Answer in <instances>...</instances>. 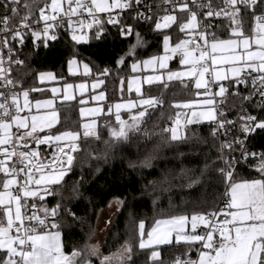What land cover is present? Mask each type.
<instances>
[{
    "label": "snow or ice",
    "instance_id": "obj_1",
    "mask_svg": "<svg viewBox=\"0 0 264 264\" xmlns=\"http://www.w3.org/2000/svg\"><path fill=\"white\" fill-rule=\"evenodd\" d=\"M261 0H218L216 6L212 0L202 3L201 0H162L165 14L149 15L140 11L144 0H0V264H93L90 257L96 256L99 264H135L133 259V243L126 241L120 250L108 255L100 253L99 245H85L84 249L73 248L71 253L66 252V245L62 239V225L59 217L62 213L70 216L73 220L77 217L70 206L73 200L81 197L80 187L84 182L81 174L79 179L69 183V177L74 175L77 167V156L83 150L81 140H100L97 131L98 124L95 120L83 123L79 130H54L58 122V116L52 101L44 104L51 109L47 115H33L29 103L30 91L36 88H25L23 80H16L12 76L13 65L25 66L15 50L9 45V36L13 41L19 40L23 45V38L28 31L31 32L33 44L39 47V41L48 46L49 40H56L55 30L65 27L71 33V39L77 44L85 41L84 35H76V21L79 19V27L95 30V39L102 40L106 34L107 25L118 29L121 38L135 36V43H130L128 51L116 60L117 69L127 62L129 57L134 59L131 65L133 71L140 64L144 68H152L156 71L165 70L160 75H147L143 77V83L148 85L162 84L165 89L169 87L168 82L180 80L183 84L184 77H190L195 81L196 95L202 96L200 103L207 106V111H192L189 116L187 112L177 111L173 126L164 128L165 134L170 133L165 139L166 144L173 142H186L189 137L178 132L188 131V125L201 122V118L212 122L210 136L215 142L220 138L221 131L224 139L220 141L217 150L223 167L219 168V174L225 183L223 207L213 206L212 210L194 213L189 220L187 215H175L169 219H157L155 225L148 230L145 222L139 223V249H150L153 246L170 244L173 237L176 243L188 247V252L183 257L178 256L173 264H264V150L260 152L249 151L247 141L258 133L264 134V117L252 115L244 107L250 104L254 97L259 100L254 107L264 112V12L255 15V9ZM243 5L253 11L254 19L257 21L253 29V35L248 37L242 30L239 21L240 8ZM151 13L152 6L144 5ZM161 5H157V9ZM23 9V14H22ZM114 9L119 12L113 14ZM204 17H223L230 21V38L219 39L215 32L208 29L210 24H203L198 19L203 10ZM125 10H133L131 19L134 24L122 23L121 13ZM38 11V18L35 12ZM179 15H176V12ZM11 13V15H9ZM87 14L86 17L83 14ZM96 13L107 14V20L97 17ZM186 14V15H185ZM155 16V18H154ZM19 18V23L12 26V22ZM90 19V22L88 20ZM43 22V28L37 30V26ZM153 23V32L163 35V55H152L143 61L135 60L136 50L146 42L142 34L136 31L135 25L139 23ZM179 26V32L184 33L186 39H180L174 46H170L171 37L161 30L169 29L172 25ZM203 25V26H202ZM203 42V44L200 43ZM257 50H252V45ZM4 49H7L5 58ZM242 49L240 55L237 50ZM220 54L219 57L217 54ZM173 56L179 57V62L185 67L184 71H172L168 61ZM13 57H16L13 59ZM72 58L68 61L69 71L72 64L76 63ZM218 64L230 65L221 71ZM84 75L91 74V68L87 63L83 65ZM111 68L104 67L97 73V79L92 84L93 89L105 83L102 77L111 74ZM247 73V75H243ZM255 73V75H253ZM41 81L54 78L51 72L39 73ZM231 77V78H230ZM141 78L135 77L128 81V91L131 92L133 84H136L135 92L138 99H129L126 104L117 103L115 107V125H106L110 140L104 141L106 146L112 142H127L130 134L138 133L144 118L148 115V109L161 106L164 101L149 93L146 97L139 83ZM228 81V85L222 83ZM251 82V90L247 95L242 94L238 87L243 84L245 88ZM81 93L86 88L84 83L75 85ZM191 87V80L185 88ZM19 88L21 91H16ZM73 85L65 86L64 99H72L67 89ZM218 89V90H217ZM200 90H203L202 92ZM56 92V89L52 90ZM123 91V89H121ZM238 98L241 102L238 113L239 135L229 140L227 137L237 121L226 118V113L221 110L228 96ZM24 99L23 107L20 97ZM220 98L217 100V98ZM94 100L105 99V93L101 91L98 96H92ZM81 104L84 103L81 99ZM195 102L189 101L182 104H174L173 107L191 110ZM41 107V102H36V108ZM129 110V119L121 117L120 110ZM131 109H137L135 114ZM27 110V115H21ZM113 106L109 105L107 114L111 115ZM102 109H90L93 115L102 113ZM81 116L85 115V109L81 108ZM186 123L181 126V116ZM30 118V122H29ZM15 128V131H13ZM47 129L48 131H45ZM43 134V135H41ZM196 138V133L192 134ZM207 142L206 140L204 141ZM35 145L36 147H31ZM49 145L51 157L40 156V146ZM239 147V157L232 155ZM227 150V153H225ZM157 148L146 150L144 158L140 161V167H152ZM183 155V153H181ZM107 159V154H105ZM90 159L99 160V156H91ZM249 165L257 173L253 179L235 180L236 166ZM134 162H129L130 168H135ZM208 165H205L207 168ZM99 171V169H97ZM192 171V170H187ZM83 173V169H81ZM199 181L193 180L188 185L192 187ZM159 183L161 185L170 183L169 177L162 174ZM149 184L155 186L156 181ZM147 187V185L145 186ZM70 193L65 195V193ZM143 194V193H142ZM59 197L57 203L50 209L46 206L38 207L36 199L41 202L46 197ZM65 201L68 204H65ZM156 202L153 201V204ZM125 204L119 197L109 202L108 207L116 206L119 211ZM29 206L32 211L29 214ZM42 211L43 216L38 212ZM222 213V219L218 222L217 216ZM191 223V232L186 231V225ZM203 225L201 232H197ZM218 235V239H217ZM145 236L147 239H145ZM199 245V248L196 246ZM196 248L197 258L192 259L190 252ZM151 264H163L161 254L154 250L148 258Z\"/></svg>",
    "mask_w": 264,
    "mask_h": 264
},
{
    "label": "trees",
    "instance_id": "obj_2",
    "mask_svg": "<svg viewBox=\"0 0 264 264\" xmlns=\"http://www.w3.org/2000/svg\"><path fill=\"white\" fill-rule=\"evenodd\" d=\"M153 1L159 3L162 0ZM40 2L42 5L44 0H40ZM132 14V12L125 13L121 22L134 24L131 19ZM154 14L164 15L159 11ZM175 14L179 15V12ZM38 15V11H36V18ZM250 16L251 14L248 13L243 28L246 36L251 35ZM18 21L19 18H16L12 25ZM105 27L106 34L102 40L95 39V30L93 29L89 32V42L82 44L75 43L71 36L59 31L56 34L57 39L48 41L47 47L44 46L43 41H39V47H36L32 37H27L23 45L13 47L19 58L25 61L23 67L13 65V78L23 80L24 87L28 89L35 86L36 76L41 71L50 70L61 79H65L67 78L66 63L69 59L76 58L80 62L89 64L93 77L97 76V73L104 67L111 68V74L102 77L105 80L103 91L106 95V106L129 99H138L134 92L128 91L127 86L128 79L132 75L130 65L134 59L129 57L119 69L116 66L117 58L128 51L130 43L136 42L135 36L121 38L117 28L107 24ZM153 28L154 22H141L135 25L136 31L142 34L146 42L137 48L135 60H143L152 55L161 54L163 35L153 32ZM161 31L170 35L173 44L186 37L184 33L179 32L178 25ZM215 33L219 39L230 38V30L225 25L218 27ZM15 58L13 57V59ZM169 68L172 71H178L180 69L179 59L171 61ZM188 83L189 81L186 80H183V84L180 80H174L168 82L167 89L162 84L144 87L142 91L146 97L150 93L160 97L164 103L155 109H148V115L144 118L140 131L130 134L127 142H112L111 146L104 144V141L111 139L106 125L116 124L115 117L108 114L97 118L99 141L95 139L81 140L83 150L77 156L74 175L68 178L71 183L72 180L79 179L81 174L84 176V182L80 187L81 197L78 200H73L70 204L72 211L81 219L73 220L64 213L58 218L62 225V239L66 245L67 253L70 254L73 248L84 249L86 244L90 245L102 211L107 209L109 202L116 197L124 200L125 204L119 211H116L111 228L100 248L102 255L117 252L126 241L133 243L135 264H151L148 258L151 256L153 248L161 254L163 264H173L178 256L183 257V254L188 252V247L183 243L179 245L172 243L144 250H140L138 246L140 221L143 220L146 228L149 229L157 219L170 218L175 215L191 217L197 212L210 211L218 203L224 186L223 177L218 171L223 167L217 150L219 141L213 142L210 136L212 122L188 125V131L181 132L182 135L189 137L186 142L165 143V139L170 136V133L165 134L163 129L170 128L171 122L179 110L173 105L194 98L195 89L192 83L190 88H185ZM16 90L21 91L19 88ZM240 92L243 94L242 91ZM78 107L76 102L57 103L55 109L59 119L53 131L79 130L82 133L80 127L82 121L78 115ZM221 107L226 116H232L241 108V102L238 98L229 95ZM130 111L135 114L137 109ZM129 114V111L122 112V119L128 120ZM260 116L264 117V112H261ZM193 133H196V138L192 137ZM214 143L217 147L213 146ZM154 147L157 148V151L151 162L152 167H140V161L144 158L146 150ZM247 147L249 151L264 150V134L258 133L255 137L250 138ZM105 154H107V159L104 158ZM91 156H99L100 159H90ZM130 161L136 163L137 166L130 168ZM206 164L207 168H205ZM81 169H83V173ZM162 174L168 175L170 183L163 185L159 183ZM257 175L249 165H239L235 178L236 180L253 179ZM193 180L199 182L189 187L188 185ZM150 181H156L155 186L149 184ZM146 185L147 187H145ZM69 194L65 193V195ZM58 199L59 197L49 196L45 201H39L37 204L50 209ZM153 201L156 203L153 204ZM65 204L67 205L68 202L65 201ZM196 248H193L189 253L192 259L196 257ZM90 258L93 264H98L95 257Z\"/></svg>",
    "mask_w": 264,
    "mask_h": 264
},
{
    "label": "rangeland",
    "instance_id": "obj_3",
    "mask_svg": "<svg viewBox=\"0 0 264 264\" xmlns=\"http://www.w3.org/2000/svg\"><path fill=\"white\" fill-rule=\"evenodd\" d=\"M49 3H50V0H49ZM116 11H119V9H114L113 13L116 12ZM96 14L97 15H101V14H105V13H96ZM42 24H43V22H42ZM42 28H43V25H42ZM76 29H77V27H76ZM163 30H166V29H163ZM76 35H79V34H76ZM251 36L252 35H248V37H251ZM89 40H90V35H89V32H87V35L85 36V41H82L79 44L88 43ZM174 45H175V43L173 44L170 41V46H174ZM161 48H162V52L159 55H163L164 54L163 40H162ZM252 50L253 51L257 50V46L255 44L252 45ZM242 51H243L242 49H239V50H237L236 54L240 55ZM217 55L219 57L220 54L218 53ZM176 58L179 59V57L173 56V58L168 61V66H170L171 61L175 60ZM143 60H139V61H143ZM76 61L77 62L72 64V66H71V68H72L71 72L69 71L68 62L66 63V76H67V78H65V79H61L59 76L56 75L55 72L50 71V70L41 71L39 73L51 72L53 74L54 78L45 77V79L43 81H41L40 78H39V75H38L39 73L37 74V76H36V84H35V86H33L37 90L36 91H30V94H29V103L31 104V113L33 115H47L51 111V109L44 104L45 101H52L54 108L56 107L57 103L76 102L79 105V107H78V115H79V118L82 121L81 124L89 123L92 120H95L97 122V118L98 117H100L102 115H107V109H108L109 106L105 105L106 95H105V99H103V100H94V99H92V96H94V95L98 96L99 93L101 91H103V85H100L98 88L93 89L92 84L96 81L97 76L93 77L92 76V71H91V74L89 76H85L84 75V67H83L85 62H80L77 59H76ZM179 64H180V62H179ZM131 65H132V63H131ZM131 65H130V71H131L132 75L130 76L128 81L133 79V78H135V77H140L141 79L137 83H139V85H140L142 90H143L144 87L150 86V85L144 84L142 82L144 76L153 75V74L160 75L162 72L165 71V70L159 69V65L158 64L156 65V71L155 72H153L152 68L145 69L143 64H140L138 66V69L136 71H133L132 68H131ZM228 67H230V65H224V64H218L217 65V68L219 70H221V71L227 69ZM184 70H185V67L180 64V69L177 72L184 71ZM183 80H186V81H190L191 80L193 88L195 89V81L192 80V78L184 77ZM81 83H84L86 85V88L83 91V93H81V91L78 88L75 87V85H78V84H81ZM67 84L73 85V88L67 89L68 95L72 96L73 98L65 100L64 99L65 86ZM127 86H128V82H127ZM136 86H137L136 84H133V88H132V92H134L135 94H136V92H135V87ZM53 89H56V92H53L52 91ZM200 91L202 92L203 90H200ZM196 92H197V90L195 89L194 98L189 99V100H184V101L178 103V104H182V103H186V102L192 101V102H195L193 108L191 110L180 108L178 110L179 112H181L182 114L187 112L188 115L190 116L192 111L201 112V111H207L208 110L207 106H204V105H202L200 103V101H202L203 97L202 96H197ZM81 99H83V101H84L83 104H81V102H80ZM219 99L220 98L218 97V100ZM37 101L41 102V107L39 109L36 108V102ZM127 102L128 101H121V102H116V103L112 104L113 110H112L111 115H113L115 117V112H116L115 107H114L115 104H117V103L126 104ZM20 104L23 107L24 99H23L22 96L20 97ZM81 108L85 109V115L84 116H81V114H80ZM96 108L102 109L103 110L102 113L99 114V115L93 116V115H91L88 112V110L96 109ZM124 111H129V110L122 108L120 110V114L122 112H124ZM27 114H28L27 110H25L24 112L21 113L22 116L23 115H27ZM57 116H58V113H57ZM58 119H59V116H58ZM175 119H176V114H175V117L173 118V120L171 122L170 127L173 126V123H174ZM29 122H30V118H29ZM209 122L210 121L201 118V122L200 123H209ZM57 123L55 124V126L57 125ZM185 123H186V121L184 120L183 115H182L181 116V126L184 125ZM200 123H197V124H200ZM45 131H48V130L45 129ZM82 131H83V129H82ZM178 132H180V134H181L180 127H178ZM41 135H43V134H41ZM236 181H241V180L237 179ZM116 211H117V208H116L115 205H113L112 208L108 207L107 209L102 211L101 216H100L99 221H98V224L96 225L94 236L92 237V240L90 241V245H99V248H101V246L103 244V240H104L105 236L107 235L109 229L111 228V224H112V222H113V220H114V218L116 216ZM164 219H169V218H164ZM190 219H191V217H189V220ZM154 225H155V223L148 230H150ZM185 230L188 231V232H191L190 231V230H192L191 229V223L186 225V229ZM145 239H147L146 236H145ZM172 243H176L174 237H173L172 242L170 244H172ZM170 244H163V245H159V246L170 245ZM138 246H139V243H138ZM153 247H156V246H153ZM92 257H95L97 259L96 256H92ZM98 264H99V260H98Z\"/></svg>",
    "mask_w": 264,
    "mask_h": 264
},
{
    "label": "built area",
    "instance_id": "obj_4",
    "mask_svg": "<svg viewBox=\"0 0 264 264\" xmlns=\"http://www.w3.org/2000/svg\"><path fill=\"white\" fill-rule=\"evenodd\" d=\"M202 3H207L208 0H201ZM218 0H212V3L214 6H216ZM189 3L191 4V0H189ZM144 5H151L152 6V11L151 13L148 12V9L146 7H144ZM157 5H161V7L159 8V10L157 9ZM166 7H169L168 5H163L162 4V1L159 2V3H155L153 0H144V4H142L140 6V11H143L145 12L146 14H149V15H153L156 11H159L161 12L162 14H165L164 12V8ZM238 7L240 8V14H239V21L241 23V26H242V30L244 28V25H245V19H246V16L248 13L251 14V35H253V29L256 27V24H257V21L254 19V14H253V11L252 9L250 8H246L244 7L243 5H239L238 4ZM256 12H255V15H260L262 14V12H264V0H261V3L259 6H257V8L255 9ZM120 11V10H119ZM119 11H116V12H119ZM204 11H207V9H203L199 15H198V19H200L203 24H210L212 25V27H210L208 29V31L210 32H216L218 30V27H221V25H225L227 26V28L229 29V24H230V21L223 18V17H209V18H205L204 15H203V12ZM247 11H251V12H247ZM116 12H114L113 14H115ZM127 12H132L133 13V10H126L124 12L121 13V16L123 17L125 13ZM178 12V11H177ZM97 15V14H96ZM84 17H86V14H83ZM97 17H102L105 21L107 20V14H101V15H97ZM81 17H73V20L76 21V27H77V31H76V34H79V35H84L86 36L87 35V32H90L91 30L93 29H89L87 27L83 28V29H80L79 27V19ZM88 22H90V19L88 20ZM19 21L17 23H15L14 25H12L13 27L18 25ZM42 22L40 23L39 26L33 24L32 27L33 28H36L37 30H40L42 28ZM203 26V25H202ZM230 30V29H229ZM63 32V33H66L68 34L69 36H71V33L67 30V21L65 20V27H60V28H57L55 30V35L57 34V32ZM32 37L31 36V32L28 31L26 33V35L24 36L23 40H25L27 37ZM187 37H185L186 39ZM0 39H2V34H0ZM49 41H53V40H49ZM201 44H203L202 41H200ZM9 45L13 48L15 45H21L19 40H16V41H13L11 39V37L9 36ZM4 53H5V58H7V49H4L3 50ZM243 75H247V74H243ZM253 75H255V73H253ZM222 83H224L225 85H228V81H222ZM235 87H238L240 91L243 92L244 95H247L248 92L251 90V82L249 81V84H248V87L245 88V86L243 84L241 85H238V86H234V88L232 90H235ZM218 90V89H217ZM17 91V90H16ZM218 100V98H217ZM259 100V97H254L252 102L250 104L248 103H245L244 104V107L246 108L247 112L252 114V115H260L262 111H260V109L254 107V105L257 103V101ZM221 107V106H220ZM221 110H222V107H221ZM240 112V109L232 116H226L227 119L229 120H234V121H237V124L235 126V128H232L229 135H228V139L231 140L233 139V137L239 135V132L237 131V129L239 128V121H238V113ZM13 131H15V128H13ZM224 139V133L223 131H221V135H220V138L218 139L219 143L221 140ZM249 141V140H248ZM248 141H247V145H248ZM246 145V146H247ZM31 147H36L35 145H31ZM225 153H227V150H225ZM232 155H235L236 157H239V147L237 146V151L232 153ZM40 156L41 158H44L45 156H47L48 158L51 157V151L49 150V145H41L40 146ZM224 166V165H223ZM239 167L236 166V171H237V168ZM236 175V174H235ZM236 177V176H235ZM236 179V178H235ZM224 193H225V183H224V186H223V189H222V192H221V195L219 197V200H218V203L216 204V206H219V207H223V197H224ZM40 200L39 199H36L35 200V203L37 204V202H39ZM38 205V204H37ZM38 207H40L38 205ZM32 209L31 207L29 206V214L31 213ZM39 215L43 216V212L42 211H39L38 212ZM222 216L223 214L220 213L218 216H217V221L219 222L221 219H222ZM203 229V225H200L197 229V232H201V230ZM192 231V230H190ZM218 235H217V239H218ZM198 248H199V245H198ZM197 258V254H196V257L195 259Z\"/></svg>",
    "mask_w": 264,
    "mask_h": 264
}]
</instances>
